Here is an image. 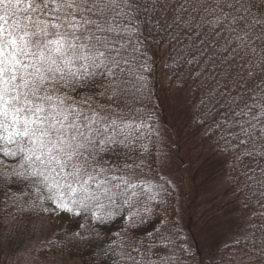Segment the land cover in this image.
<instances>
[{"label": "snow or ice", "instance_id": "6c2138e0", "mask_svg": "<svg viewBox=\"0 0 264 264\" xmlns=\"http://www.w3.org/2000/svg\"><path fill=\"white\" fill-rule=\"evenodd\" d=\"M148 41L198 66V122H212L264 204V0H0L4 207L82 217L72 239L85 243L121 219L99 245L108 264H182L166 212L153 207L172 182L146 175ZM256 218L229 264H264V211Z\"/></svg>", "mask_w": 264, "mask_h": 264}, {"label": "trees", "instance_id": "16d2710c", "mask_svg": "<svg viewBox=\"0 0 264 264\" xmlns=\"http://www.w3.org/2000/svg\"><path fill=\"white\" fill-rule=\"evenodd\" d=\"M148 44V53L151 57V71L147 73L148 85L145 107L154 113V120H151L150 123H152L155 132L146 140L151 149V155L146 157L151 165V171H147L146 175L153 183H160L163 177L164 179L170 180L172 185H174V187L169 185L168 193L164 194L167 200L166 204H161L158 207L153 205L157 213L166 212L171 222L174 233V244L169 251L174 252L175 256L180 259L182 264H192V262L194 264H202L204 262V258H202L203 250L201 246L198 245L197 240L195 241L193 230L197 228L198 221L200 220L202 223L203 220L201 217L203 214H201V216L197 215L201 212V199L198 197V192L195 190L192 192L193 195L187 191L183 184V180L176 181L177 179L173 178L175 174L171 173L165 164L166 157L169 153V145L167 148L166 144L168 141L166 133H163L164 130L162 128L165 126V121L163 122L165 112L159 100L157 84V72L161 62L160 53L164 47L167 48L164 70L171 79L177 80L180 78H187L189 80L192 87L191 106H193V127L200 131H207L203 140L206 149L211 152V154L207 152V155H210V162L215 166L217 165V168L221 169V173L226 178L224 200L227 201V205L223 207V212L221 211V218L203 222L201 232L205 235L214 234L213 243H211L209 251L213 253L212 256L215 257V264H229V260L234 254H238V248L241 247L236 241L252 232V225L261 223L256 216L257 213L264 211V204L261 203L262 198L258 192H253L244 187V169L242 166L234 164L231 154L224 153L220 150L218 144L219 133L213 131L215 126L212 122L210 120L203 123L198 122L202 119L204 111L200 103L204 97V91L200 87L201 81L199 77L196 76L198 66L195 64H187V56H185L184 59H180L179 56L175 58L169 56L171 45L167 43L163 44L159 49L151 44L150 41H148ZM177 47H180V45H177ZM158 157L164 159L163 164H161ZM198 173H201V171ZM191 179H193L192 182H195V179L197 180L196 175H192ZM1 203L4 205L3 198ZM2 205L1 208L3 207ZM35 213L36 212L21 213L18 212L16 208H7L2 212V224L7 227L12 223H22L29 216L35 215ZM226 218L230 219V221L227 225H223V221L226 220ZM81 223H84L82 217H73L72 221L66 224L63 231L57 234V239L59 237V241H62L63 236L68 237L72 241L61 243L60 246L62 251L70 256L73 251H78L80 252V258L82 260L88 257L86 260L94 262L95 264H108L106 258L98 255L100 251L99 245L103 243L107 246L109 238L119 230L122 220L118 218L114 223L107 226H97L99 231L103 234V241H95L91 238V234H89L86 247L72 239L73 233L83 231V229L80 228ZM151 227V224L140 226L137 228L136 234L142 236L144 232L151 230ZM256 235V244L258 248L260 246L259 233ZM252 243V240L247 241L249 249H251ZM40 250H42V248ZM158 251L164 250L158 249ZM206 260L207 259H205V262Z\"/></svg>", "mask_w": 264, "mask_h": 264}, {"label": "rangeland", "instance_id": "374dc122", "mask_svg": "<svg viewBox=\"0 0 264 264\" xmlns=\"http://www.w3.org/2000/svg\"><path fill=\"white\" fill-rule=\"evenodd\" d=\"M166 57L167 48L164 47L160 53L157 84L159 100L165 112L163 119L165 126L162 128L163 133H166L167 148L169 145L165 164L170 172L175 174L173 178L177 179L176 181L183 180L187 191L198 192L202 206L201 212L197 215L203 214L202 223L221 218L222 209L227 205V201L224 200L226 178L221 169L210 162V155H207L209 151L203 142L207 131L193 127L191 84L187 78L174 80L166 74L164 70ZM199 171L201 173H198ZM192 175L197 177L195 182H192ZM2 198L3 195L0 193V264H95L87 261L88 257L85 258L86 261L82 260L78 251H73L71 256L62 251L60 244L72 241L66 236L59 241L57 234L72 221V216L63 213L59 215L35 213L22 223H12L5 227L2 224V212L5 210L1 203ZM229 221L230 219L226 218L223 225H227ZM202 223L199 220L197 228L193 229L195 241L197 240L203 250L202 264H215V257L209 251L214 234H202ZM79 244L86 247L88 242Z\"/></svg>", "mask_w": 264, "mask_h": 264}]
</instances>
